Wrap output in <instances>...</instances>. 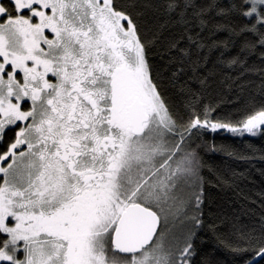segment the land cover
<instances>
[{
  "label": "snow or ice",
  "instance_id": "obj_1",
  "mask_svg": "<svg viewBox=\"0 0 264 264\" xmlns=\"http://www.w3.org/2000/svg\"><path fill=\"white\" fill-rule=\"evenodd\" d=\"M0 264H264V0H0Z\"/></svg>",
  "mask_w": 264,
  "mask_h": 264
},
{
  "label": "trees",
  "instance_id": "obj_2",
  "mask_svg": "<svg viewBox=\"0 0 264 264\" xmlns=\"http://www.w3.org/2000/svg\"><path fill=\"white\" fill-rule=\"evenodd\" d=\"M218 140H220L221 142H224V143H236V144H239L240 143V141H238V140L233 141V139L231 137H227V138L220 137V138H218ZM250 140H251L252 143L257 144L258 146L261 143L257 139L250 138ZM258 166H259V164H258ZM256 185H257V189L256 190H258V188H259V177L258 176L256 177Z\"/></svg>",
  "mask_w": 264,
  "mask_h": 264
}]
</instances>
